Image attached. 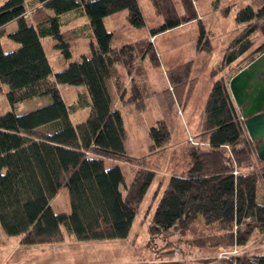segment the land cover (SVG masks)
Listing matches in <instances>:
<instances>
[{
    "label": "trees",
    "instance_id": "trees-1",
    "mask_svg": "<svg viewBox=\"0 0 264 264\" xmlns=\"http://www.w3.org/2000/svg\"><path fill=\"white\" fill-rule=\"evenodd\" d=\"M140 1L7 0L0 6V95L7 86L12 108L37 97L52 98L34 111L0 116V226L7 235L20 236L23 245L61 243L66 234L77 242L127 239L157 171L171 167L172 139L184 126L177 108L190 101L207 61L199 58L166 70L168 85L159 89L149 80L151 69L161 64L154 41L198 21L205 39L201 49L209 54L211 45L196 9L198 0H149L161 22L148 37L113 47L114 34L106 30L104 19L127 12L128 23L143 28ZM77 11L87 16L92 29L91 56L70 61L71 46L84 26L63 30L61 21ZM235 19L246 26L226 48L218 72L214 68L209 74L211 90L198 134L192 135L199 145L187 139L186 169L171 173L153 196L157 205L149 234L176 238L183 257L158 264H192V258L195 264L217 259L264 264V253L252 251L264 245V162L246 138L227 82L217 74L232 67L234 76L264 54V43L257 45L258 37H264V0H252L236 11ZM12 23L17 29L9 38L19 47L5 52L1 39ZM46 37L55 41L62 61L55 73L42 44ZM61 84L83 87L72 108L88 106L85 121L73 123ZM151 96L157 98L161 118L150 129L149 158L132 169L127 184L119 166L106 168L104 162L131 159L116 104L144 110ZM151 158L158 165L148 167ZM63 188L69 191L71 211L57 214L52 201ZM174 246L167 250L171 256L178 251ZM234 250L240 254L228 256Z\"/></svg>",
    "mask_w": 264,
    "mask_h": 264
},
{
    "label": "rangeland",
    "instance_id": "rangeland-1",
    "mask_svg": "<svg viewBox=\"0 0 264 264\" xmlns=\"http://www.w3.org/2000/svg\"><path fill=\"white\" fill-rule=\"evenodd\" d=\"M6 1L0 0V6ZM26 1L30 2L31 0ZM139 4L146 20V25L143 28L132 27L126 18L127 12L104 19L106 30L114 34L113 47H121L127 43L148 37L150 30L161 22V19L155 16L149 0H141ZM247 5H252V3L249 0H198L196 9L198 14L203 17L202 23L207 30L211 52L208 54L201 49L205 46L202 43L205 39L201 38L200 23L198 21L158 35L156 41H154V47L159 55L161 64L159 67L151 69L149 74L150 83L159 89H164L167 86L165 70L187 61L198 60V58L201 60L206 58L208 70L212 71L215 67L218 72L222 66L220 59H222L226 48L230 45L231 40L246 26L244 23L236 21V11ZM226 8H228L227 12L223 13L222 10ZM61 22L62 29L72 28L77 25L84 26L81 32L82 37L71 46L72 57L70 61L80 60L83 55L91 56L90 39L93 37V33L91 27L87 25L89 23L87 16L82 11H77L65 15ZM16 29V23L7 26V34L1 39L5 52L13 51L19 47V44L9 38V34ZM257 40V45L264 43L263 36H259ZM42 44L53 72L59 71L62 68V61L59 51L55 47V41L46 37L42 39ZM217 74L218 77H223L228 84L233 75L232 67L224 68L222 72ZM204 75L200 77L195 91L196 98L192 100L199 107V110L203 107L208 93L206 92L205 84L206 80L210 78L206 79ZM59 90L64 101L71 109L73 123L85 121L90 113V108L88 106L78 107V109L72 108L78 103L79 92L83 90V87L61 84L59 85ZM170 90H172L171 87ZM7 91L8 87L5 86L4 94L0 95V116L11 111L19 115L25 114L52 102L50 96H43L20 103L12 108L6 97ZM190 105L193 106L194 104L191 103ZM179 106L181 107V105ZM116 107L121 110L123 115L126 129L125 149L131 159L126 161L105 159L104 162L106 168L119 166L128 184L132 179V169L144 163V159L149 158L148 150L152 144L150 129L157 124V121L161 118V113L156 96H151L145 100L144 110H138L134 104L126 105L121 101L117 102ZM177 112L182 119L179 108H177ZM192 135V129L185 125L182 129L175 131L171 144L176 147L173 149L175 155L171 157L173 158L171 167H168V171L165 167L157 171L156 179L139 208L127 239L77 242L66 234L65 240L61 243L23 245L21 244L20 236H9L0 226V264H158L163 259L182 261L183 257L177 247L176 238L169 235L161 238H151L148 228L157 205L156 201L153 203V196L157 187L171 173H179L186 169L189 161L186 153V142ZM161 163L163 162L161 161ZM155 165H158L157 159L151 158L148 161V167ZM255 165L260 167L257 161H255ZM151 204L153 205L152 209H150ZM52 208L57 214L70 213L68 189L63 188L60 190L52 201ZM173 245L178 251L171 256L168 251ZM194 259H191L192 264H195L193 262ZM210 264L227 263L217 259Z\"/></svg>",
    "mask_w": 264,
    "mask_h": 264
},
{
    "label": "water",
    "instance_id": "water-1",
    "mask_svg": "<svg viewBox=\"0 0 264 264\" xmlns=\"http://www.w3.org/2000/svg\"><path fill=\"white\" fill-rule=\"evenodd\" d=\"M228 90L245 120V129L255 144L256 156L264 162V54L231 77Z\"/></svg>",
    "mask_w": 264,
    "mask_h": 264
},
{
    "label": "crops",
    "instance_id": "crops-1",
    "mask_svg": "<svg viewBox=\"0 0 264 264\" xmlns=\"http://www.w3.org/2000/svg\"><path fill=\"white\" fill-rule=\"evenodd\" d=\"M31 1H33V0H31ZM30 1V2H31ZM249 2H251L252 3V0H249ZM199 15V14H198ZM199 18H202L203 19V17H202V15H199ZM81 26H83V25H77V26H74V27H72V28H79V27H81ZM67 29H70V28H67ZM63 30H66V29H63ZM199 59V58H198ZM222 59H223V57H222ZM222 59H220V61L222 62ZM193 61H196V60H193ZM187 62H189V61H187ZM215 68V67H214ZM213 68V69H214ZM212 69V70H213ZM168 70V69H167ZM166 71V70H165ZM206 72V74L204 75V76H206V79H208V77H209V74L211 73V70L209 71L208 70V65H207V71H205ZM233 77V76H232ZM167 80V79H166ZM200 81V80H199ZM167 85H168V82H167ZM198 85V84H197ZM197 85H196V88L194 89V92H193V95H192V97H191V99H190V101L188 102V104L184 107V108H181V107H179L178 106V108L180 109V111H181V113H182V123L186 126V127H189V128H191L192 129V133L194 134H198V125H199V121H200V117H201V113H202V111H203V108H204V105H205V103H204V105H203V107L202 108H200V110L198 109L199 107L198 106H196V104L194 103V102H192V100H193V98H196V93H195V91H196V89H197ZM167 87V86H166ZM165 87V88H166ZM205 88H207L206 89V92H208L207 93V95H206V97H205V102H206V99H207V96H208V94H209V92H210V90H211V81H210V79L209 80H206V84H205ZM209 89V91H207ZM191 103H193L194 105L193 106H191L190 104ZM235 106V105H234ZM198 111V112H197ZM161 113V112H160ZM174 137V136H173ZM246 138L248 139V137H247V135H246ZM172 145V147H173V145L174 144H171ZM252 251L253 252H263L264 253V245L263 246H259V247H254L253 249H252Z\"/></svg>",
    "mask_w": 264,
    "mask_h": 264
},
{
    "label": "built area",
    "instance_id": "built-area-1",
    "mask_svg": "<svg viewBox=\"0 0 264 264\" xmlns=\"http://www.w3.org/2000/svg\"><path fill=\"white\" fill-rule=\"evenodd\" d=\"M153 40H154V39H152V41H153ZM234 105H235V104H234ZM235 108H236V111H237L238 116H239V121H240V123H241L243 129L245 130V134L247 135L248 140L252 143V146H253L254 149H255V144L250 140V138H249V136H248V134H247V132H246L245 125H244L245 120H244L243 117L240 115L238 108H237L236 106H235ZM180 113H181V112H180ZM189 141H190L192 144H194V145H199V143L196 142V141L192 138V136L190 137ZM235 174H237V173H235ZM239 254H240V252H239L238 250H234V251H232L228 256L236 257V256H238Z\"/></svg>",
    "mask_w": 264,
    "mask_h": 264
}]
</instances>
